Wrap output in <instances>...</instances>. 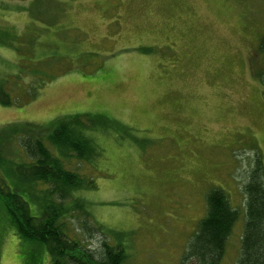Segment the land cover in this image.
Segmentation results:
<instances>
[{
  "label": "rangeland",
  "instance_id": "374dc122",
  "mask_svg": "<svg viewBox=\"0 0 264 264\" xmlns=\"http://www.w3.org/2000/svg\"><path fill=\"white\" fill-rule=\"evenodd\" d=\"M0 32V128L95 123L86 226L63 219L72 239L92 253L120 242L124 264H180L216 188L240 215L220 263L236 264L243 187L256 168L264 185V0H0ZM0 264H52L1 203Z\"/></svg>",
  "mask_w": 264,
  "mask_h": 264
},
{
  "label": "trees",
  "instance_id": "16d2710c",
  "mask_svg": "<svg viewBox=\"0 0 264 264\" xmlns=\"http://www.w3.org/2000/svg\"><path fill=\"white\" fill-rule=\"evenodd\" d=\"M3 33L0 32V45L7 44ZM263 50L261 40L259 51ZM0 104L11 106L2 89ZM81 116L60 117L53 124L49 123L44 138L33 135L39 127L30 124L8 125L6 131L0 128V203L6 224L24 242L45 249L52 264H124L126 254L120 242H103L99 253H92L68 235L63 223L69 213L75 212L83 214L82 225L86 226L89 207L80 194L94 188L91 173L96 171V162L101 157V150L92 138V134H97L95 123L91 120L85 125L80 121ZM10 142L21 149L27 160L18 161L12 156L15 152L7 150ZM71 160L75 161V167L68 169L65 164ZM84 164L89 169L80 174L78 169ZM259 173L256 168L243 187L245 211L236 264H264V185ZM10 184L14 191L8 187ZM38 187L45 189L37 190ZM18 192L29 196L33 208ZM239 218L225 193L210 189L205 195V213L180 264L191 261L220 264L226 242ZM99 228L93 224L87 230L98 231Z\"/></svg>",
  "mask_w": 264,
  "mask_h": 264
}]
</instances>
